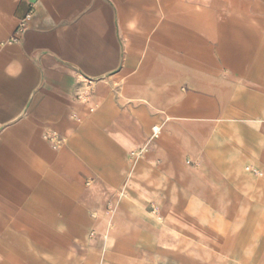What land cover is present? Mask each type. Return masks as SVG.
Here are the masks:
<instances>
[{"label":"crops","instance_id":"0c3cea01","mask_svg":"<svg viewBox=\"0 0 264 264\" xmlns=\"http://www.w3.org/2000/svg\"><path fill=\"white\" fill-rule=\"evenodd\" d=\"M160 255L264 264V0H0V264Z\"/></svg>","mask_w":264,"mask_h":264},{"label":"rangeland","instance_id":"374dc122","mask_svg":"<svg viewBox=\"0 0 264 264\" xmlns=\"http://www.w3.org/2000/svg\"><path fill=\"white\" fill-rule=\"evenodd\" d=\"M242 221V220H240ZM238 225H240L241 228V233L237 234H231V238H233V240L236 241H254V234H253V230H252V226H253V219H245V223L244 225H241V223L238 222ZM251 251H247V253H250ZM249 258L251 257L252 259H246L245 261L249 262L247 264H253L254 259L252 256H248ZM230 261H233L232 259ZM236 261V259H235ZM204 262V260H203ZM232 263V262H229ZM148 264H190L189 263V259L186 258H181V257H177V259H175L173 256L170 255H160L157 256L153 259H151Z\"/></svg>","mask_w":264,"mask_h":264},{"label":"built area","instance_id":"2783aa9c","mask_svg":"<svg viewBox=\"0 0 264 264\" xmlns=\"http://www.w3.org/2000/svg\"><path fill=\"white\" fill-rule=\"evenodd\" d=\"M28 18H29V17H28ZM87 92H88V91H87ZM85 97H87V94H85V96L83 97V101H84V102H86V98H85ZM89 110L92 111V108L90 107ZM153 132H154V134L157 133V131H153Z\"/></svg>","mask_w":264,"mask_h":264}]
</instances>
